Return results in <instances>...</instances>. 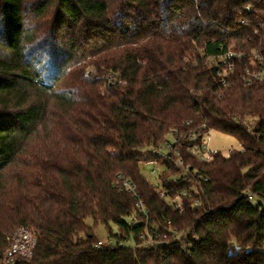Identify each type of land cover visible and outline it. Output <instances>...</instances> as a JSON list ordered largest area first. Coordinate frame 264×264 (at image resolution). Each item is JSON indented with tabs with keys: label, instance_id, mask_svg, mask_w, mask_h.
Masks as SVG:
<instances>
[{
	"label": "trees",
	"instance_id": "trees-1",
	"mask_svg": "<svg viewBox=\"0 0 264 264\" xmlns=\"http://www.w3.org/2000/svg\"><path fill=\"white\" fill-rule=\"evenodd\" d=\"M27 1L0 0V262L25 228L20 264H264V0ZM174 130L176 155H152ZM211 131L241 150L190 157ZM118 175L179 243L144 247ZM99 226L133 247L96 249Z\"/></svg>",
	"mask_w": 264,
	"mask_h": 264
},
{
	"label": "built area",
	"instance_id": "built-area-1",
	"mask_svg": "<svg viewBox=\"0 0 264 264\" xmlns=\"http://www.w3.org/2000/svg\"><path fill=\"white\" fill-rule=\"evenodd\" d=\"M260 76V75H259ZM208 134L203 135L200 138H197L194 135L188 137L187 141L189 142L187 148V154L200 163H205L210 159V150L208 148ZM178 132L176 130L171 132L168 141L157 148H153L151 150L152 155H156L161 157V160H166L170 158V155L173 153L176 155L175 146L179 143V140L176 138ZM160 160V159H159ZM157 160L150 161L148 163H140L139 169L141 171L142 176L145 178L143 172L147 167L150 168L151 174L155 175L154 182L152 185L155 187L160 186L159 178L164 172V168L158 165ZM177 165H179L180 172L184 177L185 181L191 182L189 177L190 169L187 166H182L181 161H177ZM146 179V178H145ZM114 187L119 192H125L129 194L132 199L135 201V208L138 210L139 216L142 217V220L137 224H143L144 227V236L141 235V239L144 241V247L157 246V245H169L174 243H179L181 238L183 237V233L176 232L175 230L168 229L166 232L158 235V231L154 229V227H148L147 221L149 212L147 208H145L144 204L140 200L139 194L136 190V186L131 182L124 180L120 175L116 177L114 182ZM158 196L161 199L166 198V194L164 191H158ZM250 199V197H249ZM174 207L181 210V205L179 201L175 200L173 203ZM199 202H195L192 206L198 207ZM128 222H132L134 224L133 219H129ZM125 244H129V246L133 247L131 241H127L124 243H116L113 239L107 238L105 241H98L95 244L96 249H114L116 247L125 246ZM36 245V236L35 234L28 229L19 228L15 230L12 234L8 235L4 239V251L2 254V259L0 264H20L21 262L29 261L32 257L33 250Z\"/></svg>",
	"mask_w": 264,
	"mask_h": 264
},
{
	"label": "rangeland",
	"instance_id": "rangeland-1",
	"mask_svg": "<svg viewBox=\"0 0 264 264\" xmlns=\"http://www.w3.org/2000/svg\"><path fill=\"white\" fill-rule=\"evenodd\" d=\"M27 2H28V4H31V5L34 3V1H31V0H29ZM34 23L37 24V22H30L29 25L30 26H36V25H34ZM45 123H46L47 129L53 128V126H52L53 120L51 117H48ZM208 148H209L211 153H219L224 157H226L230 151H240L241 150V146L236 142V140H234L233 138H231L229 136L222 135V134L215 132V131H211L209 136H208ZM139 171H140V169H139ZM150 172H151L150 168L147 167L145 169V171L143 172V174H144L145 178L150 183L153 184L155 175H152ZM14 174H15L14 169H11V170L7 171V173L2 174V176H0V188L3 187L4 183H8L11 180V178L14 176ZM95 236H96V239L98 241H105L107 239L106 232L100 226L96 228ZM125 246L128 247L129 244H125Z\"/></svg>",
	"mask_w": 264,
	"mask_h": 264
}]
</instances>
